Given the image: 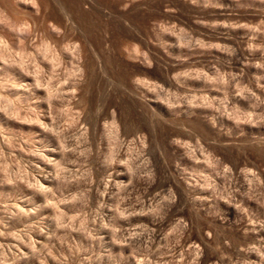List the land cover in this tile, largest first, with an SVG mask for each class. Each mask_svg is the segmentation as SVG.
Listing matches in <instances>:
<instances>
[{
  "label": "rangeland",
  "instance_id": "374dc122",
  "mask_svg": "<svg viewBox=\"0 0 264 264\" xmlns=\"http://www.w3.org/2000/svg\"><path fill=\"white\" fill-rule=\"evenodd\" d=\"M0 264H264V0H0Z\"/></svg>",
  "mask_w": 264,
  "mask_h": 264
}]
</instances>
